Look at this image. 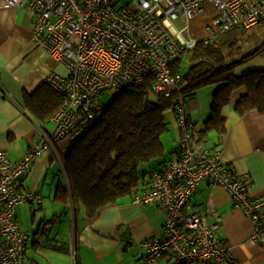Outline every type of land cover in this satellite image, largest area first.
Returning <instances> with one entry per match:
<instances>
[{"label": "built area", "instance_id": "built-area-1", "mask_svg": "<svg viewBox=\"0 0 264 264\" xmlns=\"http://www.w3.org/2000/svg\"><path fill=\"white\" fill-rule=\"evenodd\" d=\"M4 2L15 7L25 4L32 11V44L59 65L49 71L45 83L64 100L52 116L38 121V139L21 159L0 149V264H24L31 234L19 224L16 209L24 202L37 205L42 199L40 192L18 188L30 165L46 150H55L60 139L76 137L101 109L102 98L142 82L148 74L154 76V93H178L175 114L180 143L161 168L147 175L144 186L130 195L136 203L158 205L165 214L163 234L137 243L144 261L152 264L168 255V264H238L231 247L216 234L220 216L213 204L208 201L203 212L192 207L191 198L204 180L229 192L233 207L253 221L251 240L264 242V194L251 195L252 175L236 172L224 162L220 149L212 148L192 129L181 94L184 79L172 70L175 60L199 40L264 22V0ZM207 3L215 8L207 25L209 34L194 36L190 21ZM0 89L10 97L1 77ZM210 214L215 220H208Z\"/></svg>", "mask_w": 264, "mask_h": 264}, {"label": "crops", "instance_id": "crops-1", "mask_svg": "<svg viewBox=\"0 0 264 264\" xmlns=\"http://www.w3.org/2000/svg\"><path fill=\"white\" fill-rule=\"evenodd\" d=\"M206 5L215 12L211 4ZM33 18L25 4L15 7L0 0V77L3 89L11 97L4 96L0 89V149L7 150L15 160L21 159L38 139L39 120L25 106L24 97L43 85L49 71L59 66L55 59L32 44ZM204 33L194 29L192 34L203 37ZM263 69L264 54H257L239 64L234 74ZM218 86L201 87L186 99L187 118L196 133L210 115ZM245 92L244 87L234 91L230 103L222 110L226 131L221 134L210 131L206 140L212 148L221 150L224 162L236 172L252 175L250 194L259 195L264 194V113L257 110L237 113L234 106ZM165 119L168 125L162 137L165 153L146 165L145 170L161 168L179 147L175 112L167 111ZM72 140L71 136L64 137L55 143V150H46L30 165L18 185L20 190L31 189L42 195L37 205L30 202L19 205L22 208L28 204L34 224L24 264H148L137 243L163 234L165 214L158 205L139 204L125 196L104 208L96 218L89 219L84 206L74 204L72 198L65 201L57 196V190L67 184L61 156L67 153ZM208 201L220 216L216 234L231 247L238 264H264V242L251 240L253 221L233 207L229 192L201 181L191 198L192 207L203 212ZM18 207L16 218L21 225ZM51 211L54 218L48 220ZM208 220H215L214 216L210 214ZM58 221L59 225L55 226ZM168 262L169 256L163 255L152 264Z\"/></svg>", "mask_w": 264, "mask_h": 264}, {"label": "trees", "instance_id": "trees-1", "mask_svg": "<svg viewBox=\"0 0 264 264\" xmlns=\"http://www.w3.org/2000/svg\"><path fill=\"white\" fill-rule=\"evenodd\" d=\"M237 44L236 39L229 41L230 51L228 48L225 53L215 39H201L189 50L192 62L186 70L182 69L181 57L172 64V70L181 72L184 79L181 94L185 100L201 87L219 85L213 94L210 115L198 133L204 139L210 131H226L222 110L241 87L246 92L234 106L237 113H264V69L234 74L239 64L264 54V40L253 50L233 58ZM153 80V74L145 75L142 82L102 98L101 109L88 119L61 158L67 184L57 190V196L65 201L72 198L74 204L84 206L89 219L144 186L147 175L153 171L144 167L165 153V114L169 110L175 112L178 93H154ZM24 100L27 109L44 121L61 106L64 97L44 82L32 93H26Z\"/></svg>", "mask_w": 264, "mask_h": 264}, {"label": "rangeland", "instance_id": "rangeland-1", "mask_svg": "<svg viewBox=\"0 0 264 264\" xmlns=\"http://www.w3.org/2000/svg\"><path fill=\"white\" fill-rule=\"evenodd\" d=\"M129 0H121L122 3H126ZM214 10L209 9V6H205V10L202 11V13H199L196 15L193 19L194 21H190V32L193 33V30L196 29L198 32H205L203 36H207L209 34L207 25H209L210 20L212 19L214 15ZM198 37V36H197ZM216 43L221 46L223 52L228 53L230 51V48L228 47V42L232 41L234 39L237 40V48L235 49V52L233 53V58H237L241 56L242 54L249 52L253 50L258 44H260L264 40V22L257 24L255 26H252L250 28H241V27H235L231 31L223 33L222 35L214 38ZM229 48V51H228ZM182 69L186 70L188 66L192 62V51H186L182 55ZM108 96V95H105ZM66 153L62 154L61 158H64ZM28 204H24L22 208L20 206L18 207L19 213V220L21 223V226L29 233L32 232V210L30 207H27ZM27 207V208H26ZM52 211L49 212L48 220L53 219ZM30 221V223H29ZM48 224V222H46ZM59 221L55 226L59 225Z\"/></svg>", "mask_w": 264, "mask_h": 264}]
</instances>
